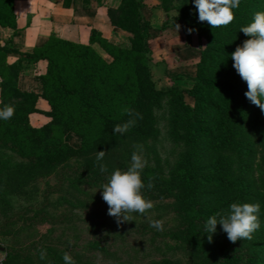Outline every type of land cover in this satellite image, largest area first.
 Segmentation results:
<instances>
[{
  "label": "trees",
  "instance_id": "obj_1",
  "mask_svg": "<svg viewBox=\"0 0 264 264\" xmlns=\"http://www.w3.org/2000/svg\"><path fill=\"white\" fill-rule=\"evenodd\" d=\"M14 1L0 0V26L16 31ZM70 2L62 0V5L68 7ZM160 8L166 13L176 11L163 21L161 30L179 24V30L195 33L205 41L194 72L188 76L192 80L188 87H157L150 64L152 25L143 0H121L117 7H107L110 23L129 33L128 45L109 41L95 29L87 43L51 34L30 51L13 46L12 38L0 44V108L11 105L15 109L11 119L0 120V163L13 156L22 160L13 167H0V188L6 185L18 191L28 179L55 168L60 183L74 177L102 186L114 170L130 166L127 162L137 150L135 145L158 139L155 110L165 101L168 138L182 150L168 175L143 169L145 185L151 176L154 188L145 187L142 192L159 199L174 198L170 209L179 217L174 232L190 247L191 258L185 263L162 258L151 264H264L260 228L253 233L251 243L230 242L220 225L211 234V242L204 231L210 216L227 212L234 202L259 203L264 210V195L257 192L252 179L253 136L258 135L264 146V112L246 98L247 84L231 59L236 47L250 38L240 29L256 12L264 11V0H240L233 10L234 21L216 28L199 21L194 0H161ZM93 42H98L111 59L99 54ZM8 53L19 57L9 62ZM39 61L46 64L35 76L39 91L22 89L19 75L26 64ZM186 96L193 102H187ZM38 97L50 105L45 112L50 120L40 126L29 119L38 111ZM125 108L141 113L143 119L125 134H114V126L129 119ZM68 133L79 137L78 145L65 139ZM97 151L106 152L105 173L96 164ZM60 183L48 189L59 190ZM47 195L39 207L41 214H45ZM14 258L8 255L0 264H9Z\"/></svg>",
  "mask_w": 264,
  "mask_h": 264
},
{
  "label": "rangeland",
  "instance_id": "obj_2",
  "mask_svg": "<svg viewBox=\"0 0 264 264\" xmlns=\"http://www.w3.org/2000/svg\"><path fill=\"white\" fill-rule=\"evenodd\" d=\"M160 3L161 0H149V9H159ZM160 9L162 13L157 18H162L163 21L167 16L176 15L173 9L165 14ZM169 29L178 31L176 27ZM154 46L150 44L151 54ZM185 51L186 49L183 50L184 53ZM197 57L193 56L192 59H198ZM151 71L159 88L166 89L174 84L188 87L192 83L189 75L186 78L176 74L161 75L152 64ZM186 101L192 103L193 99L186 96ZM155 113L158 139L143 144V151L139 154L147 162L145 167H149L151 174L159 171L168 175L174 170L182 146L168 138L165 101ZM253 133L258 134L255 131ZM72 134L65 139L78 145L79 137ZM253 139L255 153L252 179L256 183L257 192L263 196L264 146L258 135L253 136ZM21 161L13 156V159L8 158L7 162L0 163V167H13ZM127 164H131V157ZM120 170L127 168L124 166ZM58 183V169L55 168L28 179L18 191L6 185L0 188V262H6L8 255H14L16 258L9 264H64L62 257L65 252L73 257L76 264H151L162 258L185 263L191 258L190 247L174 232L179 219L176 212L170 209L174 198L159 199L143 194L153 202V209L145 215L130 213L131 220L118 225L116 219L108 215V205L102 198L99 184H87L69 177L60 183L59 190L48 189ZM46 193L48 203L44 206L45 214H41L39 207L46 202ZM258 215L264 235V210L261 206ZM150 219L163 220V231L150 227ZM40 249L46 250V260H40Z\"/></svg>",
  "mask_w": 264,
  "mask_h": 264
},
{
  "label": "clouds",
  "instance_id": "obj_3",
  "mask_svg": "<svg viewBox=\"0 0 264 264\" xmlns=\"http://www.w3.org/2000/svg\"><path fill=\"white\" fill-rule=\"evenodd\" d=\"M200 22H207L211 28L226 27L235 19L234 9L240 5V0H194ZM179 31L180 25H175ZM189 32L192 29L188 30ZM246 36L242 46H237L231 54L233 67L240 78L246 82L247 91L245 96L248 101L259 107L264 112V11L254 14L252 21L240 29ZM129 119L122 124H116L114 134H125L134 127L138 119H143L139 112L130 108L124 109ZM15 109L11 105L0 108V120H9L13 117ZM137 151L131 155V164L127 170H114L100 189L102 198L108 205V215L116 219L117 224L130 221V213L145 215L153 209L154 204L146 199L142 190L147 187L154 188L153 177L149 176L145 185L142 172L146 161L139 154L143 151L142 145L134 146ZM105 151H97L96 164L101 173L108 171L107 164L103 162ZM259 203H239L230 205L227 212L220 211L210 216L204 226V231L209 233L208 240L212 241V235L217 231V225L222 227L230 242L238 240H251L252 234L260 228ZM149 226L157 231H163V220H151ZM71 244V241H69ZM40 260L47 259L45 249L39 250ZM64 264H76L73 257L65 252L62 257Z\"/></svg>",
  "mask_w": 264,
  "mask_h": 264
},
{
  "label": "crops",
  "instance_id": "obj_4",
  "mask_svg": "<svg viewBox=\"0 0 264 264\" xmlns=\"http://www.w3.org/2000/svg\"><path fill=\"white\" fill-rule=\"evenodd\" d=\"M120 1L91 0L86 5L84 0H71L70 5L64 7L62 0H15L13 9L16 15V31L8 26H0V44L12 38L13 46L21 51H30L33 47L46 42L51 34L73 42L87 43L92 29L99 31L109 41L127 44L129 33L113 26L107 14V7H117ZM143 1L145 14L152 25L149 41L155 45L151 54L153 68L161 75L164 73L170 76L184 75L183 78L192 75L194 64L198 60L192 57H197V53L203 47V39L195 33H183L175 31L176 29L161 30L163 23L162 18L159 19L161 9L155 7L151 10L149 0ZM163 12L165 14V11ZM92 46L105 59H111L98 42H93ZM18 57L17 53H8L7 60L12 62ZM45 66L43 61L26 64L18 78L19 86L25 90L38 92L39 83L35 76L44 71ZM36 107L38 111L32 112L29 119L33 125L40 126L50 120L45 114L50 105L46 99L38 97ZM70 135L73 134L68 133L65 138L68 139Z\"/></svg>",
  "mask_w": 264,
  "mask_h": 264
}]
</instances>
